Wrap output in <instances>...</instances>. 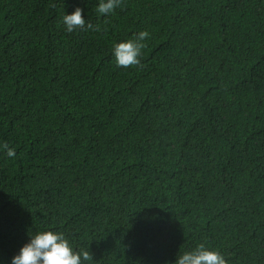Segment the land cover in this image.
<instances>
[{"label": "trees", "instance_id": "trees-1", "mask_svg": "<svg viewBox=\"0 0 264 264\" xmlns=\"http://www.w3.org/2000/svg\"><path fill=\"white\" fill-rule=\"evenodd\" d=\"M98 2L0 0V264L44 230L85 264H264V0Z\"/></svg>", "mask_w": 264, "mask_h": 264}, {"label": "clouds", "instance_id": "clouds-1", "mask_svg": "<svg viewBox=\"0 0 264 264\" xmlns=\"http://www.w3.org/2000/svg\"><path fill=\"white\" fill-rule=\"evenodd\" d=\"M121 4V0H99L96 11L107 16ZM84 10L76 7L70 14L62 16L61 23L69 33L77 29H94V25L87 22ZM149 37L147 31H141L134 38L120 41L113 45L112 55L117 67L128 68L140 64V56L144 44ZM9 158L16 155L15 149L7 144L2 145ZM92 259L89 251H76L64 233L44 230L35 232L11 257L10 264H85ZM172 264V262H170ZM174 264H227L223 254L211 250L204 244L197 245L191 251L177 254Z\"/></svg>", "mask_w": 264, "mask_h": 264}]
</instances>
